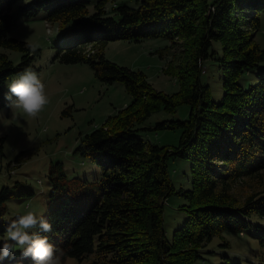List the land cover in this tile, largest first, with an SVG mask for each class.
I'll use <instances>...</instances> for the list:
<instances>
[{
    "label": "trees",
    "instance_id": "trees-1",
    "mask_svg": "<svg viewBox=\"0 0 264 264\" xmlns=\"http://www.w3.org/2000/svg\"><path fill=\"white\" fill-rule=\"evenodd\" d=\"M107 2L0 0V49L21 52L14 66L0 50V109L7 105L4 94L12 75L25 69L38 74L32 63L39 50L32 54L25 41L9 37L8 32L20 18H34L41 12L62 31L54 58L90 65L98 80L121 82L131 97L125 107L81 137L74 149L101 168L100 180L67 179L62 166L56 165L49 175L52 190L45 219L52 231L37 227L35 232L63 252L62 260L81 261L95 255L101 262L91 264H194L198 249L214 235L242 231L250 225L252 214L264 216V190L251 193L240 205H234L229 196L233 182L260 177L264 171V71L246 87L237 81L264 59V47L254 41L264 0H137L136 7L114 6L113 15L106 14ZM144 38H164L171 44L183 40L184 57L166 71L177 78L176 92L156 89L141 70L118 65L103 55L108 41ZM214 42H220V56L212 48ZM90 44L96 47L93 52L88 51ZM207 58L219 61L222 71L223 94L218 102L201 80ZM183 103L190 106L187 118L163 120L152 128L179 127L176 145L159 146L138 136V131L146 129L138 124L151 114L173 111ZM3 141L0 137V152ZM171 158L190 161V189L174 188L167 167ZM74 191L95 199L76 211L69 196ZM173 194L186 199L179 209L188 216L168 239L163 211ZM32 195L18 181L0 188V240L6 233V201ZM0 264L18 262L10 257ZM219 264L240 262L224 256Z\"/></svg>",
    "mask_w": 264,
    "mask_h": 264
},
{
    "label": "rangeland",
    "instance_id": "rangeland-1",
    "mask_svg": "<svg viewBox=\"0 0 264 264\" xmlns=\"http://www.w3.org/2000/svg\"><path fill=\"white\" fill-rule=\"evenodd\" d=\"M212 1L214 0H208L210 3ZM119 5L136 7L137 0H108L105 5L106 14L113 15L114 6ZM89 9L92 11L91 5ZM50 31L56 33L54 39L49 37ZM61 34L58 24L46 21L42 12L34 18H20L8 32L9 37L25 41L28 45L32 42L39 43V53L32 66L38 69L50 102L36 119L7 105L0 109V137L4 138L0 152V188L10 187L18 181L33 192L31 197H12L7 200L5 220L28 210H34L38 214L43 212L46 219L47 203L52 190L49 175L56 169V165L62 166L67 179L75 178L88 183L100 180L101 168L74 153V149L81 137L131 101L121 82L104 83L96 78L90 65L62 63L54 58L56 46L61 42ZM254 41L264 47V12L260 13ZM176 42L171 44L164 38H144L139 42L111 40L103 48V55L118 65L141 70L156 89L174 93L179 89V83L175 76L166 71L171 63L175 65L184 57L183 40ZM212 48L217 56L221 55L220 42H214ZM0 50L7 54L14 66L20 61L21 52L7 48ZM94 50V45H88L89 52ZM261 71H264V59L258 62L255 69L243 73L237 81L246 87L256 81L257 73ZM17 77L12 75L6 85ZM201 80L210 86L211 99L218 102L223 94L219 61L212 58L203 61ZM65 108L67 111L63 113ZM189 110L190 106L183 103L173 111L161 109L151 114L138 124V127L146 128L138 131V136L159 146L176 145L181 133L179 127L152 128L163 120H183L188 117ZM167 167L176 190L191 188L190 161L171 158ZM262 190L264 171L260 177H241L233 182L229 186V196L234 205H240L248 195ZM69 196L76 211H81L95 199L94 195L81 191H74ZM186 204L182 195L173 194L167 198L163 222L168 239L172 231L187 218V211L179 209ZM249 221L250 225L242 231L224 230L206 241L198 249L199 257L194 264H219L224 256L240 264H264V216L252 214ZM5 236L6 233L0 241ZM13 257L18 264H33L30 258H23L19 251ZM93 261L101 262V258L90 255L78 261L74 257H67L62 260V264H91Z\"/></svg>",
    "mask_w": 264,
    "mask_h": 264
},
{
    "label": "clouds",
    "instance_id": "clouds-1",
    "mask_svg": "<svg viewBox=\"0 0 264 264\" xmlns=\"http://www.w3.org/2000/svg\"><path fill=\"white\" fill-rule=\"evenodd\" d=\"M24 2L28 3L30 0ZM48 35L54 39L56 33L50 31ZM39 47L37 42L29 44L32 54ZM7 88L8 92L4 94L7 106L20 110L23 115L32 119L38 118L50 102L45 83L32 69H25ZM37 227L42 232L52 231V225L44 219L43 212L38 214L34 210H28L7 220L6 236L0 241V261L13 257L19 251L23 258H30L33 264H62L63 252L57 250L48 237L35 232Z\"/></svg>",
    "mask_w": 264,
    "mask_h": 264
}]
</instances>
